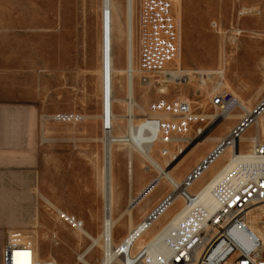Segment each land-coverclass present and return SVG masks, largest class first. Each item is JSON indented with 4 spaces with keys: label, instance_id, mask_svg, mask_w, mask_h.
<instances>
[{
    "label": "rangeland",
    "instance_id": "obj_1",
    "mask_svg": "<svg viewBox=\"0 0 264 264\" xmlns=\"http://www.w3.org/2000/svg\"><path fill=\"white\" fill-rule=\"evenodd\" d=\"M182 6L184 39L190 44V51L184 47L185 61L194 70L220 71L225 67L230 87L216 93L231 91L257 107L264 99V0H183ZM115 27L113 89L120 101L114 103V113L121 123L115 133L122 134L126 130V63L123 38ZM101 33L102 0H0V189L11 193V206L16 203L0 207V217L18 216L13 221H0V250L8 232H35L29 242L39 247L40 260L83 264L79 256L91 240L62 220L58 212L76 216L93 235L102 230L105 151ZM158 71L173 81L144 85L139 71L136 91L146 109L150 110L151 103L160 98H188L212 113L211 96L199 88L203 84L200 75ZM234 112L244 114L241 108ZM50 115L58 119L43 121V116ZM242 120L241 116L226 118L211 136L221 130L229 135V130ZM255 128L253 125L247 134H255ZM220 143L199 140L197 145L189 146L178 162L176 175L184 179ZM241 146L247 149L248 144L243 142ZM142 161L139 156L130 158L126 147L116 152L114 172L120 211L127 209L131 199L155 179L165 182ZM170 190L171 186L161 185L157 193H150L148 202L135 206V224L151 215ZM129 218L127 212L114 233L127 231ZM169 218H164L161 225ZM101 258L98 248L88 255L93 264Z\"/></svg>",
    "mask_w": 264,
    "mask_h": 264
},
{
    "label": "built area",
    "instance_id": "obj_2",
    "mask_svg": "<svg viewBox=\"0 0 264 264\" xmlns=\"http://www.w3.org/2000/svg\"><path fill=\"white\" fill-rule=\"evenodd\" d=\"M136 17L137 64L145 76L143 82L147 84L150 82L147 75H154L159 69L165 70L180 53V29L173 0H138ZM209 105L212 113L185 99L168 101L160 98L151 103L152 112L169 116H148L146 119V123L157 129L152 143L159 141L160 137L167 140L160 150L166 168H172L189 146L211 136L224 122L228 112L240 108L238 98L228 90L211 96ZM57 119L56 115L43 116V121ZM110 128V122L106 121L104 129ZM147 132L151 133L149 129ZM229 141L232 139L222 141L214 151ZM249 152L242 154L239 148L231 160L233 163L221 173L217 190L211 197L215 206L201 203L198 192L185 186L188 181L185 178L180 185L171 184L170 194L146 217V225H142L140 230H147L152 219L171 205L170 201L176 194L181 197L184 207L179 213L180 221L166 226L169 262L147 261L140 249L133 254H123L122 264H264V238L248 224L249 211L264 206V143ZM202 163L190 173H196ZM232 171H241V180H232ZM156 182L158 179L152 183ZM59 215L75 230H85L84 222L76 216L65 212H59ZM36 252V245L29 240L17 241L8 236L1 249V264H13L16 258L29 264H57L52 258L38 259Z\"/></svg>",
    "mask_w": 264,
    "mask_h": 264
},
{
    "label": "bare ground",
    "instance_id": "obj_3",
    "mask_svg": "<svg viewBox=\"0 0 264 264\" xmlns=\"http://www.w3.org/2000/svg\"><path fill=\"white\" fill-rule=\"evenodd\" d=\"M173 1H174V11L176 13L177 21L180 29V39L178 44L180 53L176 57L175 61L171 63L164 71L169 72V71L178 70L181 72V74L200 75L201 82L203 84H200L199 88L203 92H206V94H209V96H213L214 93H216L222 87H227V88L230 87L229 81L226 79L225 76L226 74L225 67L220 68V71L219 69L215 70V69H204V68L199 70H194L185 61L184 47L186 46V48L190 51V44L189 42L185 43L184 34H183L184 32L183 17H182L183 0H173ZM136 2L137 0H124L123 3L120 0H102V33H101L102 62L100 68L101 99H102L101 119L103 125L105 124L106 121L110 122L111 128L110 130L104 129L103 131L104 136L102 140L104 143L103 151H105L104 165L102 168V174H103L102 190L105 201L102 230L97 235L91 234L86 229L81 231V233H83L87 238L91 240V243L79 256V260L83 264H93L89 261L88 255L92 253L96 248L102 251V258L98 264H122L121 256L123 254H128V255L133 254L140 249H141V255L143 257H146L147 261H154L155 259L156 261L169 262L170 253H169V242H168V233L166 230V226L169 223L180 221L181 216H179V213L180 210H182V208L184 207V203L180 200L181 197L178 194H176L173 197L172 201H170L171 205L167 206L166 209L164 208L165 210L163 209V212H161L159 215H157L155 218L152 219L151 224L149 225L147 230H140L142 225H146V218L141 222L135 224L134 216H133V209L135 208V206H137L140 202L141 203L148 202V199H150L151 197L150 193L152 191L155 193L161 185L162 186H168V185L170 186L171 184H173V186L175 184L180 185L184 182L185 178L188 179L185 186L190 191L193 190L198 192L201 203H204L208 206H215V203L213 202L211 197L214 195V193L217 190L221 173L225 168H227L230 164L233 163L231 160H233L232 158L236 154H238V149L239 148L241 149L242 154H249L250 153L249 151L252 148H254L256 145L260 143H264V99L258 104L257 107L253 108L249 102L245 101L243 98L240 97L238 98L239 107L244 112V114L241 115L235 113L234 110H231L226 115V118L230 119L241 116L243 118L242 121L246 120L244 124L240 125L241 124L240 122L236 124V127L234 128L232 127L229 130V132H231L230 135L226 136L225 131L221 130L218 133V135L208 136L205 139L201 140V141L211 140V141L222 142L224 140L232 139V141L224 143L222 145L223 147L217 149L216 151L213 150L210 154H208L205 158L202 159L201 162H203L202 163L203 165L200 167V169L194 174L192 173H190L189 175L187 174L184 177V179L181 178L182 175H176L175 173L176 172L175 169L178 166V164L181 162V160L184 158V155L178 161L179 163L177 162L172 168L165 167L164 164L165 162L160 155V150L164 145L162 143L167 142V140L165 138L160 137L159 141L152 143V141L154 140L157 134V129L156 126L151 124L149 125L148 123H146V119L148 116L161 117V118L169 117V116L157 112H152L151 110L146 109V104H142V102L139 100L136 91V81H137L136 78L139 80V75H140L139 73L140 69L138 68V64H137ZM115 26H118V31L121 34V37L123 38L125 63H126V85H125L126 130L123 131L122 134L115 133V127L116 126L121 127V123L119 120L120 117L114 113V103L120 101L119 97H115L114 89H113L114 58H113L112 33L116 28ZM143 77L145 76L144 75L142 76L141 81L142 84L144 85L147 84L151 85L152 82H154V85L160 84L161 82L169 83L172 82L174 79L169 76H164L158 70L155 72L154 75L152 74L150 76L147 75L148 79H150V82H148L147 84L143 82ZM184 77L186 76H183L182 80ZM204 95L205 94H203V96ZM184 99L192 102L188 98H184ZM143 103H146V100H144ZM253 125L256 127L255 134H253L254 132L252 134L251 133L247 134V132H249V130L253 127ZM148 129L151 131V133L147 132ZM258 131L260 134L259 138H258ZM243 142H247L248 144L247 149L242 148L241 144ZM117 146H119L120 148L121 147L128 148V155L132 159H134L135 156L141 157L143 159L141 164L147 162L148 165L146 166L148 168L151 167L154 170H156L160 174V178L165 180V182L162 184L159 182L150 184L147 188L144 189L143 192H141V194L138 197H133L131 199L128 208L125 209L124 211H120L117 205L118 192L115 185V172H114V165L116 162V152L118 151L119 148ZM130 166L131 167H129L130 168L129 172L133 174V166L132 165ZM159 180L160 179H158V181ZM232 180H241V171H232ZM11 182L12 181H10V183ZM7 190L4 188L0 189V207H12L14 206V204L16 206V203H14L13 200L12 201L14 204H12L11 206L10 203L12 202L8 200L9 198L8 195H10L11 193L8 194L9 191ZM22 199L23 198H21V200ZM258 208L259 210H257ZM127 212H128V216L130 217L129 225L126 233L127 235L120 242H118L116 240L117 238L115 239L114 236L115 227H117L119 224L123 222L125 214ZM169 216L170 218L166 222V224L161 225L164 218ZM5 218L8 221H13L15 218H18V216L16 215L1 216L0 221ZM9 224H12V222H9ZM248 224L253 231L257 232L262 238H264V208H262V205L249 211ZM36 233L38 232L36 231ZM34 234L29 232L16 233L14 231H10L8 232L7 237L10 236L11 238L16 239L17 241L24 240V242H27L28 240L34 238V236L36 235ZM36 249H37L36 256L38 259H40L39 247L37 248L36 246ZM13 264H29V263L22 261L21 258H16Z\"/></svg>",
    "mask_w": 264,
    "mask_h": 264
},
{
    "label": "crops",
    "instance_id": "obj_4",
    "mask_svg": "<svg viewBox=\"0 0 264 264\" xmlns=\"http://www.w3.org/2000/svg\"><path fill=\"white\" fill-rule=\"evenodd\" d=\"M206 154L207 153H205V155ZM205 155H203V156H205ZM126 233H127V231H123L122 233H120V232L114 233L115 237L117 238L116 240L118 242H120L127 235ZM0 264H1V250H0Z\"/></svg>",
    "mask_w": 264,
    "mask_h": 264
}]
</instances>
